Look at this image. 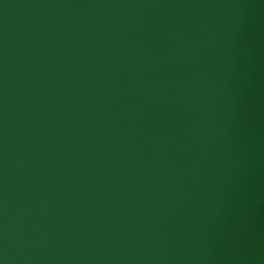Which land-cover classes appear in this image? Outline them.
Listing matches in <instances>:
<instances>
[{
    "label": "water",
    "instance_id": "water-1",
    "mask_svg": "<svg viewBox=\"0 0 264 264\" xmlns=\"http://www.w3.org/2000/svg\"><path fill=\"white\" fill-rule=\"evenodd\" d=\"M0 264H264V0H0Z\"/></svg>",
    "mask_w": 264,
    "mask_h": 264
}]
</instances>
